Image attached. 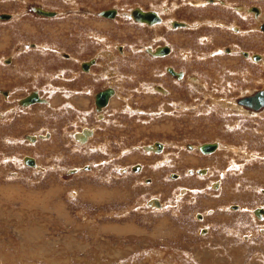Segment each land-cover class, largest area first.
Segmentation results:
<instances>
[{"label": "rangeland", "instance_id": "rangeland-1", "mask_svg": "<svg viewBox=\"0 0 264 264\" xmlns=\"http://www.w3.org/2000/svg\"><path fill=\"white\" fill-rule=\"evenodd\" d=\"M258 7L0 0L13 15L0 18V264H264V110L233 106L264 87V65L243 55L264 57ZM134 9L198 27H152Z\"/></svg>", "mask_w": 264, "mask_h": 264}, {"label": "crops", "instance_id": "crops-1", "mask_svg": "<svg viewBox=\"0 0 264 264\" xmlns=\"http://www.w3.org/2000/svg\"><path fill=\"white\" fill-rule=\"evenodd\" d=\"M192 1V3H195L196 5L197 4H199V3H201V2H203V0H191ZM229 5H231V3H229ZM232 5H234V4H232ZM235 7H240V6H235ZM254 9H255V7H253ZM162 9H164V10H168L169 8H168V6L166 5V4H164V6H163V8ZM258 9H259V13H256V16L258 15L259 17H262V18H264V11L262 10V8L261 7H258ZM137 10H140V9H134L129 15H128V17H130V18H132L134 21H136V22H139V23H142V24H147V25H150V26H152V27H155V26H159V23H148V22H141V21H138L137 19H136V17H135V11H137ZM141 11H146V10H143V9H141ZM154 12H158V15L162 18V22L161 23H163L164 22V20H166L165 21V26H168V28H171V29H174V28H176L177 26L176 25H174L175 23H176V21H178V22H183V21H179V20H175V19H171L170 17H168V18H166L165 16H163V14H162V12L159 10H154ZM161 12V13H160ZM245 13H247L246 11H244ZM262 13H263V16H262ZM117 14H119V11H117ZM12 17H13V15H11ZM168 19H170V20H168ZM261 22H263L264 23V20H262ZM160 23V26L162 25V26H164L163 24H161ZM183 23H185V22H183ZM187 24H189V25H187L186 27H198L196 24H194V25H190V23H188V22H186ZM222 23H224V22H222ZM262 23V24H263ZM261 24V25H262ZM257 25H259L258 23H257ZM261 25L258 27L257 26V28H259L260 30H261V32H262V34H264V31L262 30V28H261ZM170 26V27H169ZM233 26H234V28L232 29L233 31H234V33H240V31H241V27L238 25V24H233ZM253 30H256L257 31V29L256 28H254ZM204 31H206V30H200V31H198L197 32V34H199V33H201V32H204ZM253 36L252 35H250V38H252ZM157 39H159V36L157 35ZM213 43H215V42H213ZM216 44H218V42L217 43H215V45ZM214 45V46H215ZM208 46L211 48L213 45H211V44H208ZM162 47H164L163 45H155V44H153V43H149L147 46H146V48H147V50L149 51V53L150 54H152L154 57H156V58H165V57H170V55L171 54H167V55H162V56H158V55H156V53L162 48ZM120 50V49H119ZM122 50H123V52H120V54H127L128 55V53H127V51H126V47H125V45H124V47L122 48ZM164 50V49H163ZM170 50H171V48H170ZM121 51V50H120ZM216 51H221L220 50V48H217V50ZM108 52H110L111 53V50H108ZM171 52V51H170ZM244 53H243V55L245 56V58H247V59H250V60H252V61H261V63H262V65H264V57L262 58V59H256V56L257 55H254V54H251L250 52H246V51H243ZM163 54H165L164 53V51L162 52ZM187 54V53H186ZM183 62H185V61H183ZM257 63V62H256ZM260 64V63H259ZM84 66H86V65H84ZM193 69V68H192ZM194 70H196V69H194ZM190 71V70H189ZM176 72H178V71H176ZM254 76V74H252L251 75V79H252V77ZM177 78H179V79H181V77H179V76H176ZM183 77L184 76H182V79H183ZM193 80V82L194 83H197L198 82V79L197 78H193L192 79ZM204 83H205V85L207 84V82H205L204 81ZM263 84H264V82H263ZM264 86V85H263ZM159 89H160V91L163 89L164 90V88H162V87H159ZM261 89V88H260ZM258 90V89H257ZM255 90L254 92H253V94H250V95H244L240 100H242L243 98H245V97H248V96H252V95H255L256 93H258V91H262V90H264V87H263V89H261V90ZM98 96V95H97ZM41 99H42V97H41ZM44 99V98H43ZM23 100V99H22ZM21 100V101H22ZM240 100H237L238 102H234V105L233 106H235V108L238 110V111H240V112H254L255 110H249L247 107H244V106H242L240 103H239V101ZM237 103H238V105H237ZM261 110H264V108L263 109H261ZM261 110H258V111H261ZM255 112H257V111H255ZM30 122H34V119L33 120H31ZM92 132V135L91 136H89L88 137V140L87 141H85V142H83V143H86V142H88L90 139H92V137L93 136H95V130L93 129V128H90V127H88V126H85L84 127V130H82V131H78L77 132V134H76V137H78V138H81V136H83L85 133H87V132ZM1 132H2V129H1ZM50 133V135H51V132H49ZM49 133H47V135H49ZM49 135V136H50ZM81 135V136H80ZM258 136H260V135H258ZM34 139H35V137H33ZM32 138V141L34 140ZM206 144H212V143H206ZM205 145V144H204ZM203 145V146H204ZM218 149V148H217ZM217 149L215 150V151H217ZM237 149V148H236ZM232 151V150H231ZM214 152V151H213ZM237 152H238V150H237ZM42 166V165H41ZM43 170V169H42ZM160 202H161V200H159Z\"/></svg>", "mask_w": 264, "mask_h": 264}, {"label": "water", "instance_id": "water-1", "mask_svg": "<svg viewBox=\"0 0 264 264\" xmlns=\"http://www.w3.org/2000/svg\"><path fill=\"white\" fill-rule=\"evenodd\" d=\"M37 13H39L40 15L48 16V17H53L56 15L54 11H45L41 8L37 10ZM103 15H105L106 17H114L116 15V10L109 9V10L103 11ZM135 17L137 20H140V21H147V22L160 21V17L154 12L144 13V12L139 11L135 13ZM0 18L9 19L11 18V15L10 14L0 15ZM261 28L264 31V23L261 25ZM108 96L109 94L107 91L99 93L97 96V104L100 106H105L108 102ZM239 103L249 108L251 107L252 109L259 110L264 107V91H259L253 96L245 97L242 100H240ZM215 149H216L215 144H205L202 148L203 152L205 153L213 152Z\"/></svg>", "mask_w": 264, "mask_h": 264}, {"label": "bare ground", "instance_id": "bare-ground-1", "mask_svg": "<svg viewBox=\"0 0 264 264\" xmlns=\"http://www.w3.org/2000/svg\"><path fill=\"white\" fill-rule=\"evenodd\" d=\"M136 8V7H135ZM256 9V8H255ZM139 11H141V9L140 10H137V11H135L136 13L137 12H139ZM141 12H144V13H148V12H154V11H141ZM154 13H156L157 15H158V12H154ZM161 13V12H160ZM259 13V12H258ZM1 14V13H0ZM12 14V13H11ZM10 14V15H11ZM159 16V15H158ZM15 17V16H14ZM115 17V16H114ZM114 17H109V18H114ZM160 17V16H159ZM10 19V18H9ZM16 19V18H15ZM168 20H170V19H168ZM138 21H140V20H138ZM165 21L166 20H164V24L163 23H161V24H163V25H165ZM141 22H147V21H141ZM160 22H162V18L160 17V21H155V22H148V23H159V25H160ZM184 22V21H183ZM182 22V23H183ZM182 23H175L174 25H183V26H185V24H182ZM186 23V22H185ZM187 25H189V24H187L186 23V26ZM162 26V25H161ZM157 27V26H156ZM170 27V26H169ZM160 37V36H159ZM120 45H122V43L120 44ZM164 49V50H163ZM123 51V50H122ZM164 51V53L165 54H163L162 52ZM170 52V50L168 49V48H165V47H162L157 53H156V55H158V56H164V55H167L168 53ZM167 53V54H166ZM103 56V55H102ZM256 59H262V57L261 56H256ZM85 65V64H84ZM88 65H90V64H88ZM88 67V66H87ZM172 71V70H171ZM174 74H176V76H179V77H181V76H183L181 73H179V72H176V71H172ZM105 91H107L108 92V94H109V96H108V102H107V104L106 105H108V103H110L111 101H112V95H113V90L111 89L110 90V88H109V90H105ZM262 91H264V90H262ZM39 98H41V97H39ZM38 98V99H39ZM96 98H97V96H96ZM32 100H26V102H25V100L24 101H21V102H23L22 104H27L28 102H31ZM44 101V100H43ZM96 102H97V100H96ZM105 105V106H106ZM242 106H244V105H242ZM97 107H98V109H100V110H103L102 108L104 107V106H100V105H98L97 104ZM244 107H247V106H244ZM249 108V107H248ZM264 108V107H263ZM263 108H261V109H263ZM28 109V108H27ZM26 109V110H27ZM249 109H251V110H255V111H258V110H256V109H252L251 107L249 108ZM261 109H259V110H261ZM27 112V111H26ZM254 113H256V112H254ZM13 115V114H12ZM256 115V114H255ZM32 120V119H31ZM30 120V121H31ZM49 135H50V133H49ZM92 135V132L90 131V132H87V133H85L83 136H81V138H78V137H76V139L78 140V141H80V142H85V141H87L88 140V137L89 136H91ZM32 139V138H31ZM34 139V138H33ZM5 140V139H4ZM87 143V142H86ZM165 144V143H164ZM216 145V148H219V145H217V144H215ZM221 146H223V145H221ZM162 148L161 147V144H157L156 145V149L157 148ZM153 149V147H151V146H149L148 147V150L149 149ZM164 149H165V146L163 147ZM202 148H203V145H202ZM248 156V155H247ZM35 159L33 158V159H25L24 160V162H27L28 164H29V166H31V165H34L33 167L35 168V169H40L41 168V165L39 164V163H37L36 161H34ZM35 162V163H34ZM142 166V165H141ZM157 205V204H156ZM160 205V204H159ZM152 206H153V202H152ZM162 206V201H161V205L159 206V207H161ZM264 212V211H263ZM202 214V213H201ZM264 214H261V213H259L258 212V216H263ZM204 216V215H203ZM264 218V217H263ZM167 223V222H166ZM163 230V229H162ZM109 260V259H108Z\"/></svg>", "mask_w": 264, "mask_h": 264}, {"label": "flooded vegetation", "instance_id": "flooded-vegetation-1", "mask_svg": "<svg viewBox=\"0 0 264 264\" xmlns=\"http://www.w3.org/2000/svg\"><path fill=\"white\" fill-rule=\"evenodd\" d=\"M163 21V20H162ZM161 23V22H160ZM176 23H182V22H178V21H176ZM182 24H185V26H186V23H182ZM123 48V47H122ZM122 51V50H121ZM123 52V51H122ZM182 77V76H181ZM9 95H11V94H9ZM22 101H24V99L22 100ZM23 103V102H22ZM248 108V107H247ZM102 109H104V107L102 108ZM249 109V108H248ZM255 112V111H254ZM1 114H2V112H0V117H1ZM2 131H4V128L2 129ZM31 138H33V137H31ZM30 138V139H31ZM31 141H32V139H31ZM156 145V144H155ZM165 146V145H164ZM163 146V147H164ZM151 147H153V149H155L156 148V146H151ZM164 149V148H163ZM32 168H34V167H32ZM218 184H216V186H217ZM157 204V205H156ZM161 205V202L158 200V199H153V205L154 206H156V207H159L160 205ZM261 211H264V209L262 208L261 209ZM261 211H258L259 213H261L262 214V212ZM204 215V214H203Z\"/></svg>", "mask_w": 264, "mask_h": 264}]
</instances>
